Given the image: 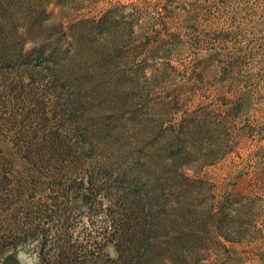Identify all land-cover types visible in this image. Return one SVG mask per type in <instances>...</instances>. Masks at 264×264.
Returning a JSON list of instances; mask_svg holds the SVG:
<instances>
[{
	"label": "rangeland",
	"instance_id": "374dc122",
	"mask_svg": "<svg viewBox=\"0 0 264 264\" xmlns=\"http://www.w3.org/2000/svg\"><path fill=\"white\" fill-rule=\"evenodd\" d=\"M0 264H264V0H0Z\"/></svg>",
	"mask_w": 264,
	"mask_h": 264
}]
</instances>
